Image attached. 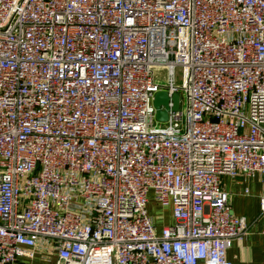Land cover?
<instances>
[{"label":"built area","instance_id":"2783aa9c","mask_svg":"<svg viewBox=\"0 0 264 264\" xmlns=\"http://www.w3.org/2000/svg\"><path fill=\"white\" fill-rule=\"evenodd\" d=\"M254 177L264 219V0H0V264H231Z\"/></svg>","mask_w":264,"mask_h":264},{"label":"crops","instance_id":"0c3cea01","mask_svg":"<svg viewBox=\"0 0 264 264\" xmlns=\"http://www.w3.org/2000/svg\"><path fill=\"white\" fill-rule=\"evenodd\" d=\"M224 190L229 194L231 212L237 217H243L249 224L248 234L240 241L233 242L226 253V259L231 264H264V219H259V197L261 185L258 177L254 178H229L222 179ZM154 203H150V210ZM154 225L159 230L165 225H160L155 216ZM20 264H57L54 254L37 250L32 258L23 257Z\"/></svg>","mask_w":264,"mask_h":264},{"label":"water","instance_id":"95a60500","mask_svg":"<svg viewBox=\"0 0 264 264\" xmlns=\"http://www.w3.org/2000/svg\"><path fill=\"white\" fill-rule=\"evenodd\" d=\"M171 101L173 103L172 105V110H177L178 109V101L179 97L177 94H174L171 98ZM167 103H168V98L166 96L165 92H158L154 96L153 100V107L155 109V120L159 123H164L167 120ZM160 107H163V110L160 109Z\"/></svg>","mask_w":264,"mask_h":264},{"label":"rangeland","instance_id":"374dc122","mask_svg":"<svg viewBox=\"0 0 264 264\" xmlns=\"http://www.w3.org/2000/svg\"><path fill=\"white\" fill-rule=\"evenodd\" d=\"M154 72H155L156 77H157V79H156L157 83H159L160 85H164L165 84V78L163 77L164 76L163 70L161 68H154ZM177 80L179 81V76H178ZM180 98H181V101L183 103V99H184L183 94H180ZM151 205H152L151 210H150V206H149L150 214L155 216L157 222L160 225L164 224L165 222H170V214H171V208L170 207H161V206L153 205V204H151Z\"/></svg>","mask_w":264,"mask_h":264}]
</instances>
